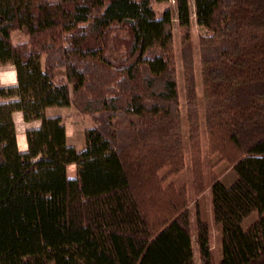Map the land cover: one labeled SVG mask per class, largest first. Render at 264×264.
<instances>
[{"label":"trees","instance_id":"trees-1","mask_svg":"<svg viewBox=\"0 0 264 264\" xmlns=\"http://www.w3.org/2000/svg\"><path fill=\"white\" fill-rule=\"evenodd\" d=\"M172 1L197 207L210 193L200 264H214L212 222L219 264H264V0H0V68L17 74L0 80V264H196ZM72 105L94 120L82 149L48 113ZM16 112L40 122L26 151ZM205 151L233 185L207 177Z\"/></svg>","mask_w":264,"mask_h":264},{"label":"rangeland","instance_id":"rangeland-1","mask_svg":"<svg viewBox=\"0 0 264 264\" xmlns=\"http://www.w3.org/2000/svg\"><path fill=\"white\" fill-rule=\"evenodd\" d=\"M56 1V0H51ZM164 5L160 4L157 6V9L162 10ZM190 7L192 10H194V1L190 0ZM171 8L173 12V35H174V45H175V51H176V62H177V74H176V80L178 83L179 88V95H180V107H181V113L183 116V120L185 122L186 118V90H185V81H184V75H183V63H182V57H181V30L179 27L178 19H177V11H176V5L175 2H171ZM202 29L195 24L194 22V28H193V38L195 44H198V37L202 33ZM13 40L14 42H24L27 40V37L20 33V32H14L13 34ZM197 65L199 69V58L197 59ZM0 71L2 72V82L8 85H13L9 83V79L13 77L15 69L10 66H4L0 68ZM60 76H64L65 70H59L57 72ZM8 77V78H7ZM198 78L199 73H198ZM1 80V79H0ZM1 82L2 85H5ZM201 91V86H199ZM73 96V93H72ZM50 114H56L60 113L62 117L63 124L66 127L67 130V136H68V142L69 144L74 145L77 149H82L85 145V131L91 127L94 124V120L90 116H84L79 114L78 110L75 109V107L72 105L67 108H53L49 110ZM17 134L19 137V143L20 145L24 144L26 141V126L23 124V122L20 120L17 122ZM184 149H185V171L181 175L179 179H182L184 183L187 186L188 190V198L190 203V218H191V228H192V235H193V247H194V256L196 264H200L199 260V252H198V244H197V233H196V225H197V212L200 210L204 215H211L210 212V193L207 191L204 195L201 196L199 204L200 206L197 207L196 204V196L194 191V177L195 172L193 170L192 166V158H191V149L188 142V127L186 122L184 123ZM204 149L206 150V146L204 145ZM205 159H206V174L207 177L215 174H220V180L221 182L226 185L227 187H230L233 185L236 180L237 176L233 170L226 171L227 164L224 161H220L215 164V166H212L213 163L217 162L219 159L218 156L209 157L207 152L205 151ZM68 173L70 176H74L76 173V167L70 166ZM264 214V213H263ZM260 214L259 212H254L251 214L243 223V228L245 230H248L254 222L259 218ZM212 224V240H213V258H214V264H219L222 253H221V243H222V226L221 225H214ZM53 264V263H52Z\"/></svg>","mask_w":264,"mask_h":264},{"label":"crops","instance_id":"crops-1","mask_svg":"<svg viewBox=\"0 0 264 264\" xmlns=\"http://www.w3.org/2000/svg\"><path fill=\"white\" fill-rule=\"evenodd\" d=\"M12 67H13V66H12ZM13 68H14V67H13ZM14 69H15V68H14ZM7 78H8V77H7ZM0 79H1V82H2V72H1V71H0ZM9 80H10V81H9L10 84L15 85V84L17 83V74H16V71H14V75H13V77H11V79H9ZM2 83H3V82H2ZM3 84H5V83H3ZM5 85L8 86V84H5ZM50 110H51V109H50ZM48 112H49V111H48ZM49 115H50V116H61L60 113H56V114H50V113H49ZM13 118H14V121H15L16 126H17V122L20 121V120L23 122V124H25V126H26V129H25L26 132H27V130L30 129V128H35V127H39V126H40V122H32V123H27V122H25V121H24V118H23V114H22L21 112H16V113H14ZM16 130H17V128H16ZM17 139H18V146H19L20 150H21V151H26V150L28 149L27 140L25 141L24 144L20 145L18 134H17ZM71 145H72V144H71ZM73 146H74V145H73Z\"/></svg>","mask_w":264,"mask_h":264}]
</instances>
